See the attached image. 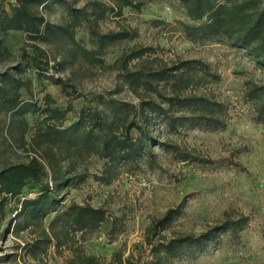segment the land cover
Returning <instances> with one entry per match:
<instances>
[{"label":"rangeland","instance_id":"obj_1","mask_svg":"<svg viewBox=\"0 0 264 264\" xmlns=\"http://www.w3.org/2000/svg\"><path fill=\"white\" fill-rule=\"evenodd\" d=\"M92 1L105 10L100 16L91 15ZM132 1L139 7L117 12L111 0L30 6L54 24L66 22L69 9L84 8L99 32H130L96 58L87 51L93 43L85 20L73 30L76 50L65 39L43 42L22 30L0 31V169L35 157L43 180L52 181L49 163L61 166L69 183L57 190L59 206L88 203L116 222L112 233L77 232L59 247L52 241L33 251L30 244L43 237L52 214L40 225L16 232L11 224L6 230L16 214L8 210L14 202L7 201L0 217V264H66L77 254L108 264L116 251L130 264H155L158 244L241 219V228L215 233L161 264H264V64L223 37H184L179 22L192 21L178 0ZM256 3L263 6V0ZM15 4L0 0V16ZM33 55L40 56L41 68L32 64ZM57 77L64 89L51 82ZM47 95L64 114L53 124L82 120L76 134L95 139L105 132L95 120L111 123L118 136L142 142L138 154L110 161L89 143L73 149L59 142L38 145ZM171 96L197 104L179 108L165 101ZM12 103L24 112L10 110ZM168 215L162 229L158 221Z\"/></svg>","mask_w":264,"mask_h":264},{"label":"trees","instance_id":"obj_2","mask_svg":"<svg viewBox=\"0 0 264 264\" xmlns=\"http://www.w3.org/2000/svg\"><path fill=\"white\" fill-rule=\"evenodd\" d=\"M50 0H16L11 13L0 16V31L15 29L22 30L33 38H39L43 42H52L65 39L67 44L78 49L77 41L73 30L80 25L83 20L88 24V31L93 43V48L87 50L91 57L96 58L109 44L128 38L131 36L127 30L109 31L101 33L93 25L84 8L69 9L68 20L61 24H54L44 18V16L31 9V5L44 6ZM116 5L110 6L114 12L120 11L124 6L138 8L139 4H134L132 0H111ZM184 7L185 15L191 23L180 21V30L184 37L190 41H200L205 38H225L231 46L248 49L256 57L260 58L264 64V0L260 8L256 0H178ZM91 15L100 16L105 10L100 2L92 1ZM145 51V50H142ZM138 52L135 56H138ZM31 62L36 68H41L42 61L39 55L31 56ZM46 64V62H44ZM186 65V64H183ZM186 68H190L187 66ZM156 75V74H155ZM162 75V73L158 74ZM173 77H176L173 75ZM156 78V77H155ZM51 82L65 88V82L57 77ZM176 82V81H175ZM2 93L0 87V95ZM165 101L179 108L192 106L197 101L189 98L167 97ZM264 104V99L263 102ZM50 96H45V106L42 108V125L37 131L35 138L38 145L48 143H62L65 148H76L81 142L89 143V147H94L97 153L108 157L110 161L121 159L126 161L138 154L142 147L141 141L130 139L125 136H118L111 129V123H103L95 120V127L105 131L103 136L97 135L95 139L89 134L82 138L76 131L85 123L76 120L68 126L53 124L54 121L63 119V112L58 106H52ZM11 105V104H10ZM23 113L24 110L12 103L10 110ZM155 111L164 114L166 109L155 105ZM92 119V115L89 116ZM183 119V118H182ZM185 119V118H184ZM52 169V181H44L45 175L42 163L35 157H31L25 163H16L6 168L0 169V217L4 215V206L7 201H13V208H9L11 214L15 213L5 224L7 230L13 225V229L18 232L30 225H40L44 218L52 214L48 223V230L43 229V237L36 239L32 244V250L45 247L54 241L56 246L66 243L70 234L80 232L92 233L99 229H109L112 233L116 230L115 218H111L102 207H95L88 203L71 202L65 206H59L57 190L69 183V178H65L67 171L61 166L49 163ZM27 188L26 193L23 189ZM34 193L30 196L29 193ZM171 218L168 216L160 219L158 224L162 229ZM244 220L228 221L222 226H216L208 233L199 237L185 235L170 239L166 243L155 246V264H161L162 260L173 258L181 252L183 248L191 246H202L211 240L215 233L230 229H238L243 225ZM66 264H100L96 256L75 255L66 260ZM108 264H130L128 257L122 258L117 251L111 255Z\"/></svg>","mask_w":264,"mask_h":264}]
</instances>
